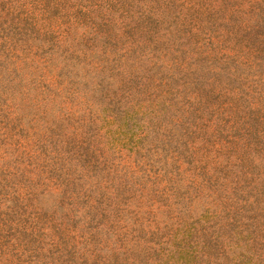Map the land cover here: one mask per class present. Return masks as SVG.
Here are the masks:
<instances>
[{
    "label": "rangeland",
    "instance_id": "1",
    "mask_svg": "<svg viewBox=\"0 0 264 264\" xmlns=\"http://www.w3.org/2000/svg\"><path fill=\"white\" fill-rule=\"evenodd\" d=\"M0 264H264V0H0Z\"/></svg>",
    "mask_w": 264,
    "mask_h": 264
}]
</instances>
